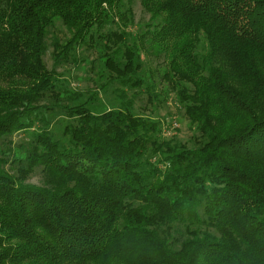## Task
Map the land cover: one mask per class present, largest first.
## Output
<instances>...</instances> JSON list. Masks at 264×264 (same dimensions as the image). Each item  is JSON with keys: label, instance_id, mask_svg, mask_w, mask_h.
I'll list each match as a JSON object with an SVG mask.
<instances>
[{"label": "trees", "instance_id": "trees-1", "mask_svg": "<svg viewBox=\"0 0 264 264\" xmlns=\"http://www.w3.org/2000/svg\"><path fill=\"white\" fill-rule=\"evenodd\" d=\"M134 1L0 0V264H264V0H138L140 36ZM56 20L69 38L48 70ZM114 21L120 33L98 38L116 44L104 67L117 98L142 87L139 53L156 48L201 137L191 147L132 100L92 114V92L55 78ZM56 110L75 120L63 142Z\"/></svg>", "mask_w": 264, "mask_h": 264}, {"label": "rangeland", "instance_id": "rangeland-1", "mask_svg": "<svg viewBox=\"0 0 264 264\" xmlns=\"http://www.w3.org/2000/svg\"><path fill=\"white\" fill-rule=\"evenodd\" d=\"M133 24L134 27L129 30L137 32L141 35L147 31L144 28L147 24L149 16L143 11V8L138 0H135L132 5ZM114 23H108L97 34H95L94 42L90 43L87 39V46H74L69 55H66V60L58 63L56 68L55 78L59 82L68 84L71 90L76 92H92L93 100L88 105L92 114H101L109 110L120 109V103L132 100L133 113L137 116L152 119L161 125V132L164 138L175 136L178 141L184 145L191 147L197 140H201L199 133L191 126L187 119L184 110L175 100L174 92L170 91L169 86L164 80H161L160 73L165 68V56L157 55L156 48L144 45L141 55V70L137 76L144 80L141 88L137 90L126 91V100L118 99L119 91H115V86L110 85L108 78L112 73L105 70L104 62L106 57L111 55V51L116 48V44H106L110 49H106L104 43L99 39V36H105L109 32H119ZM69 38L68 29L59 21L47 29L46 36V52L43 60L46 68L50 70L54 65L52 54L56 53L55 44H64ZM138 44V42H137ZM105 55V57H101ZM113 76V75H112ZM149 87V89H147ZM148 91V92H147ZM52 94H49L51 98ZM134 96V99H133ZM156 96V97H155ZM50 98L44 99L40 105H50L54 101ZM71 106V103H67ZM58 110L49 112L50 123L49 131L55 138L63 142L62 131L68 124L74 123L75 120L63 116ZM25 136L16 134L12 138L13 144H21ZM29 183L39 184L38 176L28 180Z\"/></svg>", "mask_w": 264, "mask_h": 264}]
</instances>
